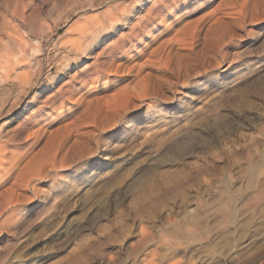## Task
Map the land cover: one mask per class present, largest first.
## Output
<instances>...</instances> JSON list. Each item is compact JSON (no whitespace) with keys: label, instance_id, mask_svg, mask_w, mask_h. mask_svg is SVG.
<instances>
[{"label":"rangeland","instance_id":"1","mask_svg":"<svg viewBox=\"0 0 264 264\" xmlns=\"http://www.w3.org/2000/svg\"><path fill=\"white\" fill-rule=\"evenodd\" d=\"M158 1L0 0V149H41L27 153L45 160L56 153L48 160L58 165L35 188H16L28 199L18 211L6 210L7 193L0 200V264H264V15L229 32L222 52L203 47L179 73H155L156 94L132 73L106 70L149 60L156 42L113 58L110 46L131 38ZM193 9L186 15L201 18ZM183 44L174 47L184 55ZM85 66L93 70L86 82L107 89L98 114L119 108L117 122L97 133L95 123L85 125L93 134L71 154L68 135L52 134L74 108L61 109L32 148L38 125L26 117ZM93 67L105 72L98 77Z\"/></svg>","mask_w":264,"mask_h":264},{"label":"bare ground","instance_id":"2","mask_svg":"<svg viewBox=\"0 0 264 264\" xmlns=\"http://www.w3.org/2000/svg\"><path fill=\"white\" fill-rule=\"evenodd\" d=\"M156 3H155V5H156ZM191 8L195 9V10L193 9L194 12L198 11V10L202 11L201 12L202 16L199 14L201 16V18L199 17V19L193 20L194 18L192 19V16L195 15V14L189 15V17H188L187 15L190 12L189 9H191ZM188 10H189V12H188ZM228 14L232 15L233 17L230 18L229 17L230 15H229L228 16L229 19H226L227 17L224 16V15H228ZM24 15H26L25 12H24ZM199 15H197V16H199ZM263 15H264V0H161L157 4V6H155L153 9L149 10V12L142 18V21L139 24H137L136 26H134L132 28V30H131V38H129L127 40L126 39L125 40L121 39V41H119V42L117 40L118 43L110 46L111 47L110 48L111 49V53H112L111 55H113L112 56V58H113V57L118 56L120 53H124L125 51H128L133 46H139V45H143V44L150 45V43L156 42L155 45H154L155 48L152 49V51L149 54H147L150 57V58H148L149 60H147L144 64H140L139 60L144 58L143 55H142V57L137 58L138 59V61H137L138 63H136V64L134 63L135 65H133V66H131L130 62H128V63H130V65L128 63H127L128 65L127 64L126 65H122V64L120 65L119 64V63H123V62H119L118 64L114 63L116 65V68H114L115 66L113 64L112 67H108L107 70L105 69L107 71L106 73L108 74V72L109 73L110 72L111 73L115 72V76L116 77H122V78H128L129 75H131V73H132L133 76L137 80L140 79L141 82H142V84H141V83H138L140 80L138 82L134 80V83L137 82L138 84H141V85H137V86L141 87L143 85L142 86L143 88L147 87L146 89H150L151 92H149V93L156 92V94H159V93H157L158 90L156 91V89L159 86L157 84L159 83L160 79L156 77V76H159V75H157L155 73H159L160 72L162 74L164 72H169V74H175L176 72L181 71L182 70L181 61L185 58V56L188 55V56H191L193 58L194 55H196V56L199 55V53L201 51V48H203V47H207L208 49H213V50L214 49H218V50L219 49H223V46L226 44V40L231 38V37L228 36L229 32L234 30V28H236L240 23L244 22L245 20H250V21L260 20L263 17ZM181 23H184V25L182 27L180 25ZM76 26H77V23H76ZM72 27H74V26H72ZM81 28H79V29L76 28V29L78 31L81 30L82 31L81 36H83L86 39V35L87 34H84L85 31H84V29H81ZM163 28H164L163 32L164 33L167 32L166 36L163 35L162 32L160 34H158L157 36H155V37H152V35H151V37L149 36L151 33L152 34H156L157 32H160ZM78 33H80V32H78ZM235 33L236 32H234V34ZM169 35H171L170 38L168 37ZM95 37H96V35L94 36V38ZM234 37H236V36H234ZM98 38H96V39H98ZM121 38H123V37H121ZM160 38L161 39L162 38H166V40L163 39V42L161 44H159V41L161 40ZM158 39H160V40H158ZM179 39L185 41V43H187L185 45H188L189 49H190V51H186L184 55H183V53H180L179 50H176L175 47H174L175 44L177 45V40H179ZM77 40H79V39H77ZM186 41H188V42H186ZM227 41H229V40H227ZM153 43L151 45H153ZM75 45H77V44H75ZM75 48H77V47H75ZM83 50H84V48H83ZM142 50L144 51L143 48H142ZM139 51H140V49H139ZM219 52H222V51L219 50ZM144 53H146V52H144ZM126 55L127 54H125V56ZM128 56H127V58H128ZM127 58H125V59H127ZM130 58H131V56H130ZM7 60H8V58H7ZM126 61H129V60L128 59L125 60V63H126ZM132 61L133 60H131V62ZM178 61H179V63H178ZM195 61H196V58H195ZM166 64H168V65H166ZM117 65H120V66H117ZM148 65H150V66H148ZM10 67L12 68V65ZM100 67H103V65L100 66ZM94 68L95 67H93V69ZM104 68H105V66H104ZM4 69H5V71H7L6 67ZM103 70L104 69H101V68L98 69V70L97 69L95 70L96 74H98V77L102 76V74L105 72V71L103 72ZM91 71H93V70H90L89 66H88V68H87V66H85L82 69H80L77 72V74H74V75L72 74L73 76L71 75L72 77H70V81L69 82H65V83H67L66 85H65V83H64V85L62 84V86L60 87V90L56 94H54L52 96H48V99H44V100H46L45 104L43 103L44 105L42 107L40 106L38 111H36L32 115H30V117H28V119L26 117V119H25L26 121L25 122L27 124H30V122H31L32 125H33V122H34V124L37 123V125H38L37 126L38 127V131H36V133L33 136H30L31 140L28 141V143H30L29 145H31L32 148H33L34 144L36 143V140L40 139L39 136L41 137L44 134L43 132H46L47 129L49 128V126L45 127L46 123L50 119H52L53 116L58 111H60L61 109L64 112L67 108L69 109V111H71L74 108L72 113L70 114V117L68 119L64 118V119L61 120L62 123H58L59 125H57V126H59V127L62 126L60 129H59V127L56 126L57 128H55V130H53V131L50 130V131H52V134H53V132H56L55 133L56 135L59 134V133H66L68 135V138H66V143L63 144L64 152H65V149L68 150V151H71L74 148H75L74 150L76 151V147L80 143H82L83 141L84 142L87 141L86 137H88L89 135L92 136L93 133L89 132L90 129L89 128L87 129V127L85 125H88V127H89V123L90 124L95 123L94 131H96V133L99 130H101V132H102L103 130H106V128L109 129V128H112L114 126L115 122H117V120H118V117H120L119 116V112H117V110L119 108L117 110H113L112 109L113 111L109 108L112 111V112H109L110 111L108 109L109 105L106 104V103H108V101L105 100V102H106L105 104L107 105V109H106V106L104 104L105 110H108V111L104 112V109L102 108L103 109L102 112L100 113V115L98 114L100 112V110H101L100 106L103 105V104L101 105V103L105 99V97L101 98L100 96H102L101 95L102 93H104V92L106 93L107 89L106 90L104 89L103 91H100V92L99 91L96 92L97 91L96 89L101 88V87L98 86L99 84L97 85V83H96V82H99V80H97V81H95V80L93 81L92 80V82H86V81L89 80V79L87 80V77L92 75L90 73ZM127 72H128V74H127ZM15 73H16V71H15ZM145 73H146V75L144 76ZM119 75H121V76H119ZM91 77L93 78V76H91ZM134 77H133V79H135ZM153 77L155 78L154 81L152 80ZM148 78L150 79V81H148L149 80ZM27 79H29L28 76H27ZM105 80L109 81L110 78H108V76H107V78ZM29 81H30V79H29ZM23 82H25V81L21 80V84L22 85H23ZM160 83H162V82H160ZM92 84H96L97 86L92 87V90H91V88L88 87V86H90ZM108 84L109 83H106L105 85H108ZM135 90L137 91V89H135ZM145 93H147V91ZM156 94H155V96H156ZM105 96H107V95H105ZM121 96H123V94ZM146 97H148V96H146ZM107 99H109V97H107ZM148 99H150V97ZM126 100L127 99H125V101ZM116 101H118V99ZM129 102H131V101H129ZM109 103H111V102H109ZM122 103L120 104L121 106H127L129 104V103H125L126 105H122ZM117 104H119V103H117ZM117 104H115V105L117 106ZM111 106H112V104H111ZM113 108H114V106H113ZM128 108H130V107H128ZM36 110H37V108H36ZM48 111L52 112L51 118L49 116L50 114H48L50 112H48ZM123 111H125V110L123 109ZM97 114L99 115L98 116L99 119L97 118ZM120 114H122V113H120ZM123 115H124V113H123ZM60 116H61V114H59V118H60ZM54 117L56 118V116H54ZM93 117L94 118L96 117L97 121L99 120L98 121L99 123H96L97 121ZM69 119L71 121H69ZM93 119L95 120V122L93 121ZM56 120H58V119H56ZM50 122H52V121H50ZM50 122H49L48 125H50ZM32 129H33V127H32ZM67 135H65V137ZM47 137L45 139H47ZM65 137H63V140H65ZM48 138L51 139L50 136ZM46 142L50 143L52 141L51 140L50 141L46 140ZM28 143H26L27 144L26 146H28ZM36 144H38V143H36ZM51 144H49V145H51ZM82 144L84 145V143H82ZM82 144L79 145V146H82ZM10 145H7L4 148H2V146H1V149H0V200H2L4 195H6V193H7V195L5 197L11 196V198L7 197V198H10L11 201L8 199L10 201V203L6 200V198H4L3 200L4 201L6 200L9 203L8 204L9 206L7 207V203L5 202L6 203L5 207L7 208L6 210L9 209L11 211H14V209L17 210L23 204V201H25L24 198L25 199L27 198V197L23 196V194H24L23 192L18 194V195H16L17 194L16 188L19 187L20 185H24L25 189H26V187L29 188L30 186L35 188L34 184L36 186V183L38 181L46 179V177L49 176V174L51 172V168L56 167V169H57L58 165L56 163H53L54 161L51 162L53 164L50 163V161L52 159L54 160L55 155L57 156L56 153H53V154H55L54 156H52V154H51L52 159H49V157H47V160H45V159H43L44 156H42V155L36 154V155H38V156H36L34 154L36 151L35 152L33 151L34 149H31V148L29 149V147H26V149L28 148L29 150H32V152H34L32 154L27 153L29 151L28 149H27L28 151L26 150V152L23 149L24 152H22L23 150L22 151L20 150L21 152L19 151L20 153H17L18 151L16 152V151H12L13 149L12 150L9 149L8 146H10ZM12 145L14 146V144H12ZM49 145H48V147H49ZM36 146L37 145H35L34 148ZM43 146H45V145H43ZM40 148H42V147H40ZM45 149H47V148H45ZM35 150H37V152H38L41 149L38 150V149L35 148ZM54 152H57V150L54 151ZM72 153H73V150H72L71 154ZM9 154H10V156H9ZM41 154H42V152H41ZM64 154H66V153H64ZM46 155H48V154H46ZM60 155H62V154H60ZM30 156H31V159L29 158ZM40 156H42V158ZM51 156H50V158H51ZM59 157L61 158V156H59ZM63 158L64 157L62 156V162L64 161V163H65V160ZM40 159H42V160L40 161ZM55 159H56V157H55ZM25 160H28L27 163L23 162ZM58 160L61 161L60 159H58ZM45 161H48V162L46 163ZM59 161H57V162H59ZM23 163H24V166H23ZM55 164L57 166H55ZM60 168L62 169V167H60ZM50 176H52V175H50ZM11 180H15V181H11ZM10 185H12L11 189L10 188L8 189V187H10ZM20 189H21V186H20ZM10 192H11V194H10ZM25 195H30L29 193L27 194V190H26V194ZM14 196H17V198L14 199ZM26 200H28V199H26ZM0 207H1L0 211H3V210H1L2 207H3L2 204L0 205ZM221 212H223V211H219V214L216 213L215 217H213V218L216 219L217 216H221L222 215ZM6 214H4V215H6ZM11 215H13V214H10V217H9L10 219H11ZM211 216H214V215H211ZM23 218H24V216H23ZM12 219L14 221L15 218H12ZM206 220H208V219H206ZM29 221H31V219ZM212 222H213V220H212ZM204 225H206V224H204ZM184 228H186V227H184ZM185 240H187V239H185ZM38 263H36V264H38ZM26 264H35V263L34 262H29V263H26Z\"/></svg>","mask_w":264,"mask_h":264}]
</instances>
